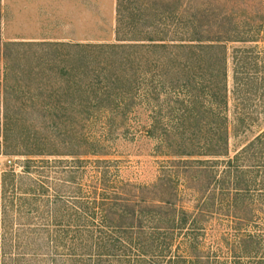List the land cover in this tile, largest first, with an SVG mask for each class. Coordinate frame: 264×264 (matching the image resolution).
Returning a JSON list of instances; mask_svg holds the SVG:
<instances>
[{
	"label": "rangeland",
	"instance_id": "rangeland-1",
	"mask_svg": "<svg viewBox=\"0 0 264 264\" xmlns=\"http://www.w3.org/2000/svg\"><path fill=\"white\" fill-rule=\"evenodd\" d=\"M104 42L124 44L79 46ZM262 129L264 0H0V264H65L40 224L70 175L56 159H107L125 192L192 210L206 187L193 159Z\"/></svg>",
	"mask_w": 264,
	"mask_h": 264
},
{
	"label": "trees",
	"instance_id": "trees-1",
	"mask_svg": "<svg viewBox=\"0 0 264 264\" xmlns=\"http://www.w3.org/2000/svg\"><path fill=\"white\" fill-rule=\"evenodd\" d=\"M116 44L124 43L79 46L112 48ZM223 62L222 55L219 86L225 91ZM92 91V97H98ZM78 92L85 96L82 108H87L89 103L85 100L91 96ZM197 99L195 94L189 99L181 95L180 102L191 101L194 108ZM192 108H177L176 117L194 115ZM5 139L3 135L1 148L6 146ZM204 154L212 155L193 159L202 164L206 187L198 197L201 205L192 210L177 207L169 196L151 201L138 191L130 195L125 191L131 184L119 179L107 159L77 157L73 164L56 159L64 162L59 171L70 175L54 178L60 181L63 191L53 189L51 200L55 206L45 204L46 221L40 223L45 227L48 247H62L61 252H51L50 259L60 256L65 264H264V129L230 156L219 151ZM30 160L25 158L23 162L22 170L28 174ZM84 161L92 162L91 177L79 181L75 175L77 170L86 171ZM42 190L44 193L45 187ZM41 191L29 188L28 194L37 196ZM212 230L216 231L215 236L210 234Z\"/></svg>",
	"mask_w": 264,
	"mask_h": 264
}]
</instances>
